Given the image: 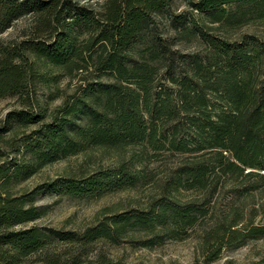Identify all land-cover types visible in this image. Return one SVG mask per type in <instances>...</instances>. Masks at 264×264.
Masks as SVG:
<instances>
[{
    "label": "trees",
    "instance_id": "obj_1",
    "mask_svg": "<svg viewBox=\"0 0 264 264\" xmlns=\"http://www.w3.org/2000/svg\"><path fill=\"white\" fill-rule=\"evenodd\" d=\"M173 2L105 0L100 18L71 0H0V33L35 14L41 30L36 38H45L24 49H0V100L24 94L30 100L31 82L51 86L63 73L76 71L84 81L52 114L23 108L9 115L17 127L42 125L34 139L30 135L14 145L18 153L24 148L29 162L13 169L0 165V264H30L34 255L42 264H107L104 258L88 263L83 258L99 240L118 241L132 221L146 227L170 219L196 224L208 201L177 206L165 197L152 205L151 215H129L83 233L16 228L42 217L45 208L34 204L40 193L92 199L134 188L147 178V162L166 150L185 158L168 179L170 192H264V36L245 32L225 40L210 35L195 14H172L179 36L192 33L208 44L207 53H184L177 38L159 32L158 17ZM189 2L207 27L216 25L225 34L264 27V0ZM47 117L52 119L45 123ZM96 148L131 153L115 167L61 177L22 196L8 189L38 167ZM238 214L206 235L207 242L217 239L208 262L225 246L264 237V224ZM64 242L77 247L57 248Z\"/></svg>",
    "mask_w": 264,
    "mask_h": 264
},
{
    "label": "rangeland",
    "instance_id": "obj_2",
    "mask_svg": "<svg viewBox=\"0 0 264 264\" xmlns=\"http://www.w3.org/2000/svg\"><path fill=\"white\" fill-rule=\"evenodd\" d=\"M78 5L86 6L96 17L105 0H71ZM189 0H174L171 10L158 17L159 32L164 37L177 38V48L184 53L208 52V44L192 33L179 36L173 22V15L183 14L193 17L195 14L199 23L215 37L234 41L245 32L258 33L264 36V27L255 26L244 28L233 34L225 32L216 25L207 27L197 11L193 12ZM38 17L35 14H26L17 19L4 32L0 33V49L27 47L30 43L45 39L36 38L40 35ZM228 35V36H226ZM180 39V40H179ZM33 41V42H32ZM23 52V50H22ZM26 52V51H25ZM27 53V52H26ZM28 54V53H27ZM30 54V53H29ZM32 54V53H31ZM34 55V53L32 54ZM30 57L32 61L34 56ZM60 74L57 82L47 86L41 80L31 82L30 100L27 95H9L0 100V165L14 167L17 162L22 164L31 160L30 155L14 150V145H23L24 139L33 135V139L40 130V124L27 127H17L9 120L12 111L28 108L31 111H41L47 108V113L62 105L69 95L78 91L84 83L81 75L76 71L72 75ZM27 98V99H26ZM52 117H47L51 121ZM134 150V149H133ZM137 151H139L137 149ZM131 153L129 149L118 150L109 148H96L78 155L48 163L38 169L28 178L11 182L8 189L14 196H22L33 191L38 185L52 182L58 178L75 175L90 174L98 169L115 167ZM147 163V178L138 186L106 194L103 197L92 199L72 198L54 193H40L35 206L42 207L44 214L37 220L17 226V229L39 226L67 231L85 232L87 229L98 227L102 223L112 225L116 220L136 214L151 215L152 205H159L165 197L177 206H188L193 203L204 204L207 212L199 216L194 225L176 223L173 219L165 225L155 223L146 227L140 224H130L118 241L99 240L95 242L88 255L83 259L94 262L104 258L107 264H264V237L249 240L243 244L225 246L220 256L208 262L207 256L217 247V239L206 241V235L214 231L221 220L227 217L241 215L244 219H253L257 224H264V192L262 189L255 193L245 192L234 194L230 188L218 190L214 194L206 189H182L179 192H170L168 179L174 170L185 161L181 154H174L169 150L158 153ZM24 160V161H23ZM31 163V162H30ZM224 179V178H223ZM222 179V180H223ZM3 179L0 178V185ZM235 195V196H234ZM77 247L71 242L60 243V250ZM63 251V250H62ZM30 264H42L37 255L30 259Z\"/></svg>",
    "mask_w": 264,
    "mask_h": 264
}]
</instances>
